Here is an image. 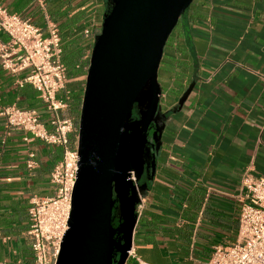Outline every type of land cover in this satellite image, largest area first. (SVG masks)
Masks as SVG:
<instances>
[{"label":"crops","instance_id":"1","mask_svg":"<svg viewBox=\"0 0 264 264\" xmlns=\"http://www.w3.org/2000/svg\"><path fill=\"white\" fill-rule=\"evenodd\" d=\"M0 5L44 34L52 21L63 53L79 54L65 67L67 81L57 92L66 104L58 117L73 123L68 133L73 147L105 0H0ZM0 40L9 36L0 32ZM25 74L0 65V107L36 108L52 131L46 104L22 80ZM157 75L154 174L140 181H147L139 192L144 204L126 264H208L214 246L236 241L242 175L264 178V0H192L165 43ZM62 155L61 145L9 127L0 116V264H35L27 233L31 198L55 194L50 173Z\"/></svg>","mask_w":264,"mask_h":264},{"label":"water","instance_id":"2","mask_svg":"<svg viewBox=\"0 0 264 264\" xmlns=\"http://www.w3.org/2000/svg\"><path fill=\"white\" fill-rule=\"evenodd\" d=\"M191 2L113 0L104 14L85 78L78 119V170L68 228L55 264H126L138 193L154 174L155 131L151 140L146 131L154 128L160 110L158 68L165 43ZM193 86L194 81L183 91L179 107ZM134 105L142 132L139 175L132 169L129 149V117ZM146 143L151 156L147 166ZM144 169L149 175L140 184ZM114 197L122 220L117 229L111 225ZM115 230L121 233L117 243Z\"/></svg>","mask_w":264,"mask_h":264},{"label":"built area","instance_id":"3","mask_svg":"<svg viewBox=\"0 0 264 264\" xmlns=\"http://www.w3.org/2000/svg\"><path fill=\"white\" fill-rule=\"evenodd\" d=\"M0 32L9 36L8 41L0 40V65L14 74L26 71L22 80L40 92L50 113L49 124L53 129L50 131L46 127L36 108L0 107V116L5 118L9 127L28 130L36 138L63 147L62 159L50 173V180L56 186L55 194L31 198L30 228L27 232L32 239L35 264H55L68 228L78 170V130L71 147L68 133L72 131L73 123L69 118H59L57 114L66 106L57 97V92L64 88L67 81L61 38L58 27L52 21L47 20L44 34L39 26L7 12L2 5ZM84 33L88 34L89 30ZM240 200L236 241L228 246H214L208 264H264V178L244 172L240 181ZM143 204V194L138 193L136 218Z\"/></svg>","mask_w":264,"mask_h":264},{"label":"rangeland","instance_id":"4","mask_svg":"<svg viewBox=\"0 0 264 264\" xmlns=\"http://www.w3.org/2000/svg\"><path fill=\"white\" fill-rule=\"evenodd\" d=\"M106 1L108 0H105V6L107 3ZM108 11L109 8L107 6V8L103 10V12L105 14ZM137 114H138L137 109L133 108L129 117V149H130V162L132 169L137 175H139L142 169L143 161L140 154L141 137L139 132V120L137 118ZM150 138H151V133H150Z\"/></svg>","mask_w":264,"mask_h":264},{"label":"flooded vegetation","instance_id":"5","mask_svg":"<svg viewBox=\"0 0 264 264\" xmlns=\"http://www.w3.org/2000/svg\"><path fill=\"white\" fill-rule=\"evenodd\" d=\"M106 2L107 3H106L105 8H107V6H108V8L110 9L111 6H112V3H113L112 0H108ZM133 108H136V105H134ZM137 118L139 119L138 114H137ZM152 130H154V128L149 127L148 130L146 131L148 140H151L150 133L152 134V132H153ZM139 132H140V137H141L142 136V132L140 130V123H139ZM147 147H149V144L146 143L145 146H144V148H143L144 149L143 150V157H144L145 165L146 166H147V164L150 165V161H151V156H150V153L147 151L148 150ZM145 175H146V171L144 169V171H143V173L141 175V179L140 180H143V178H144ZM114 199H115V197H114ZM117 205H118V202H117V199H115L114 204H113V207H112V218H111V225H112V227L114 229H117L118 226L120 225L121 221H122L119 218L118 214H117ZM113 239L116 241V243L119 242V240L121 239V233H119L118 230H115V232L113 234ZM112 254H113L114 259L118 257V253H117V251H116L115 248L113 249Z\"/></svg>","mask_w":264,"mask_h":264},{"label":"trees","instance_id":"6","mask_svg":"<svg viewBox=\"0 0 264 264\" xmlns=\"http://www.w3.org/2000/svg\"><path fill=\"white\" fill-rule=\"evenodd\" d=\"M62 53H63V49H62ZM79 54L77 52H73L70 49H67L64 51L63 53V62L65 63L64 66L65 67H70L72 65H74V63L79 59Z\"/></svg>","mask_w":264,"mask_h":264}]
</instances>
